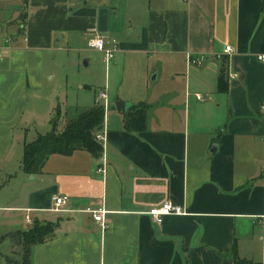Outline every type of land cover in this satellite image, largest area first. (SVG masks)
Segmentation results:
<instances>
[{"label":"crops","instance_id":"obj_1","mask_svg":"<svg viewBox=\"0 0 264 264\" xmlns=\"http://www.w3.org/2000/svg\"><path fill=\"white\" fill-rule=\"evenodd\" d=\"M97 4H2L3 11L14 7L0 44V240L54 224L51 237L32 248L31 264H235V252L264 264V0H149L132 43L142 65L115 92L146 108V130L129 132L125 112L109 99L96 132L101 158L52 155L41 174L23 172L25 145L44 135L30 100L54 80L46 58L58 35L105 38L106 10ZM95 105L98 99L87 109L52 102L48 122L60 108L67 126ZM55 197L69 199L60 212ZM166 202L184 215L158 225L149 213ZM89 210L106 211L105 234ZM3 241L0 264L19 261L15 243Z\"/></svg>","mask_w":264,"mask_h":264},{"label":"rangeland","instance_id":"obj_2","mask_svg":"<svg viewBox=\"0 0 264 264\" xmlns=\"http://www.w3.org/2000/svg\"><path fill=\"white\" fill-rule=\"evenodd\" d=\"M91 1L98 3L97 8L106 10L109 26L108 33L105 34L106 42L112 44V47L116 46L117 49L119 45L125 46L124 52L116 51L114 59L107 65L103 53L88 47V36L79 33L67 34L64 41H58L60 35L56 37V51L46 58V68L50 72V77L54 76V80L46 82L47 85L39 95L40 98L30 100V108L38 112V123L44 135L52 131V126L48 122L52 102L87 109L91 108L99 94L105 91L113 101L116 98V90L122 82L125 83V78L132 81L142 65L140 57L133 53L132 43L139 41L141 28L147 21L145 9L148 8L149 0ZM3 2L4 0H0V34H2L0 44L4 35L6 36L5 21L12 15L14 7L9 6L11 12L3 11ZM27 14L26 11L23 16ZM98 104L102 105V102L98 101ZM59 109L53 118L58 134L66 128L64 125L66 120H61L62 114ZM3 242L1 249L6 250L8 244ZM14 253L19 261L25 257L23 247L20 245L15 246Z\"/></svg>","mask_w":264,"mask_h":264},{"label":"trees","instance_id":"obj_3","mask_svg":"<svg viewBox=\"0 0 264 264\" xmlns=\"http://www.w3.org/2000/svg\"><path fill=\"white\" fill-rule=\"evenodd\" d=\"M126 129L131 133H141L146 130L147 110L141 106L130 105L124 113ZM105 119V109L95 105L91 110L70 121L64 131L58 134L54 121L52 131L40 135L33 143L24 147L22 170L27 175H39L52 155L69 156L77 151H86L94 158H101L104 152L103 144L96 138V132L101 129ZM55 230L54 224H36L25 232H17L0 240V243L10 238L15 245L23 247L25 257L16 261L6 257L8 263L31 264V250L34 246L46 242ZM235 264H250L241 260L235 252Z\"/></svg>","mask_w":264,"mask_h":264},{"label":"built area","instance_id":"obj_4","mask_svg":"<svg viewBox=\"0 0 264 264\" xmlns=\"http://www.w3.org/2000/svg\"><path fill=\"white\" fill-rule=\"evenodd\" d=\"M180 1H189V0H180ZM1 37V34H0ZM5 43H10V39H5ZM88 47L91 50H95L97 52H101L105 55V62L107 65L114 59V54L117 51V47H112V44L107 43L105 38L99 35H96L89 39ZM234 50L232 47H226L225 54L232 55ZM4 49L0 45V60L3 58ZM190 63L201 66L202 60L198 58H193L191 55L189 56ZM259 60L264 62V55L259 56ZM98 101L102 102V106L107 111L109 109V97L107 92H101L98 96ZM100 173H103L104 170L100 169ZM69 202L68 197H55L54 198V212L62 211L63 207H65ZM89 212L93 216L94 222L99 226L101 233L105 234L109 230V224L106 220V211L98 210V211H90ZM149 215L152 217L155 223L161 225L164 221V218L171 215L181 216L184 215V211L178 207L173 205L171 202H166L162 206L155 208L150 211ZM27 221L31 222L30 218L27 216Z\"/></svg>","mask_w":264,"mask_h":264},{"label":"water","instance_id":"obj_5","mask_svg":"<svg viewBox=\"0 0 264 264\" xmlns=\"http://www.w3.org/2000/svg\"><path fill=\"white\" fill-rule=\"evenodd\" d=\"M129 107H130V104L129 103L120 100L119 97L116 98V100H115V108L118 111L126 112Z\"/></svg>","mask_w":264,"mask_h":264}]
</instances>
